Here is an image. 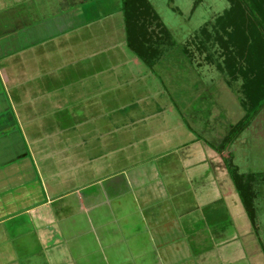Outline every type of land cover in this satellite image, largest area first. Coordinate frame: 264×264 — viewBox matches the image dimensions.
Segmentation results:
<instances>
[{"label": "crops", "instance_id": "1", "mask_svg": "<svg viewBox=\"0 0 264 264\" xmlns=\"http://www.w3.org/2000/svg\"><path fill=\"white\" fill-rule=\"evenodd\" d=\"M102 2L6 0L1 12L0 264L237 263L231 241L255 231L212 118L179 108L128 48L121 1ZM223 200L234 225L192 233L196 212L214 220Z\"/></svg>", "mask_w": 264, "mask_h": 264}, {"label": "rangeland", "instance_id": "2", "mask_svg": "<svg viewBox=\"0 0 264 264\" xmlns=\"http://www.w3.org/2000/svg\"><path fill=\"white\" fill-rule=\"evenodd\" d=\"M118 1L121 0H103L104 4L106 3L110 8L114 6V2ZM196 1L198 2L197 5H195ZM103 2L99 7L102 8ZM150 2L176 41V46L161 60V65L156 66L160 76H163L165 87L168 86L173 92L171 93L175 95L178 106L183 112H187L190 107L193 109L201 107L204 113L207 114L206 117L210 116L209 119L212 118L206 124L207 129L215 131L217 138L223 140L231 125L236 124L245 114L240 102L242 98L241 80L231 81L228 75L219 71L214 61H209L206 58L208 53H215L216 47H211L212 40L208 41L210 43L204 41L206 44L204 47L200 44L203 41L201 29L208 24V30L212 32V24L218 16L230 7V1L150 0ZM87 4H79V7L83 8ZM6 9V0H4V2H0V20H2L1 12L6 11ZM96 11V17L99 15L102 18L104 13L99 9H96ZM119 18V24L122 27L124 23L123 15ZM115 22L104 20L100 26L104 24L110 27ZM214 57L216 59L217 55L215 54ZM218 60L221 61L222 59ZM208 113L210 114L208 115ZM192 124L194 123L192 122ZM208 138L214 140L212 139L213 135L212 137L208 136ZM220 154L226 159L232 156L234 164L239 167L241 172H260L264 174V110L260 112L251 126ZM195 182L190 181L192 188L197 186ZM186 185L189 186V184ZM256 190L258 193L256 200L257 230L252 231L249 236L242 234L244 231L240 230L238 239L231 241L232 247L238 248L240 252L235 264H260L254 261L252 256L254 251L252 236L255 237L257 244L260 246H256L255 250L258 248L261 251L263 258L261 263L264 264V181L257 184ZM227 204L228 202L223 200L214 205L216 207L214 220L209 217H207L209 220H204L203 216H200V212L197 211L198 220L191 228V232L194 233L197 229H203L205 225L209 226L208 234L210 231L212 232V229L218 231L219 226L229 229L232 224L234 225V219L231 212L228 211L230 207ZM244 216L246 219L243 220L247 221L246 215ZM225 235L227 236L226 231L223 236ZM220 237L222 238V235Z\"/></svg>", "mask_w": 264, "mask_h": 264}, {"label": "trees", "instance_id": "3", "mask_svg": "<svg viewBox=\"0 0 264 264\" xmlns=\"http://www.w3.org/2000/svg\"><path fill=\"white\" fill-rule=\"evenodd\" d=\"M229 1L230 7L212 24L213 31L208 30V24L201 29L203 41L200 46L204 47V41L212 40L211 47H216L215 53H208L206 58L214 61L219 71L228 75L231 81L241 80L240 102L245 114L231 125L215 148L218 153L227 149L264 110V0ZM121 9L128 48L155 72L156 66L176 46L175 39L150 0H121ZM224 163L256 231V187L264 181V174L241 172L232 156L224 158Z\"/></svg>", "mask_w": 264, "mask_h": 264}]
</instances>
